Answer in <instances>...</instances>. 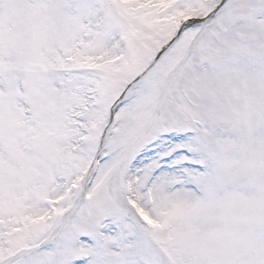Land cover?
I'll list each match as a JSON object with an SVG mask.
<instances>
[{"label": "snow or ice", "instance_id": "6c2138e0", "mask_svg": "<svg viewBox=\"0 0 264 264\" xmlns=\"http://www.w3.org/2000/svg\"><path fill=\"white\" fill-rule=\"evenodd\" d=\"M0 264H264V0H0Z\"/></svg>", "mask_w": 264, "mask_h": 264}]
</instances>
